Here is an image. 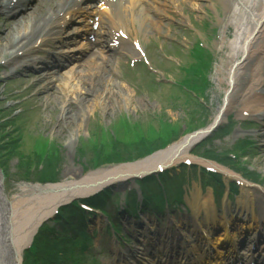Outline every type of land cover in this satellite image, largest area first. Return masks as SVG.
I'll use <instances>...</instances> for the list:
<instances>
[{
	"label": "rangeland",
	"instance_id": "374dc122",
	"mask_svg": "<svg viewBox=\"0 0 264 264\" xmlns=\"http://www.w3.org/2000/svg\"><path fill=\"white\" fill-rule=\"evenodd\" d=\"M200 1L203 3V11L194 12L193 15L188 14L185 9L183 13L175 12L171 7L156 2V4L160 3L157 5L159 9L167 7V10L161 13L164 17L161 22H158V26L161 25L160 29L154 31V26L150 21L145 22L153 29V32L147 39L143 38V45L146 46L149 58L150 55L155 57L154 63L150 60L149 65L145 66L141 61L131 67L127 61L132 53L126 52L123 60L115 62L105 70V73L106 75L112 74L113 79H118L121 83L128 85L130 100L122 98V92L117 90L112 97L108 96V101H105L106 108L97 106L94 112L89 113L85 119L74 116L76 113H71L70 116L73 117L67 120L61 119L59 114L63 105L61 92L55 87L57 85L52 84L54 82L52 79L56 77L50 75V78L47 75L48 78H40L34 70L19 69L16 71L13 66L18 64L12 61L5 63L4 60L7 57L0 60V125L2 124L0 127V135H2L0 137V218H2L0 219V264H14L13 244L9 243V231L11 230L6 228L7 218L3 221V217L8 216L9 203L7 200L17 189L18 181L41 183L48 180L50 176L58 182L68 177L79 179L100 168L115 165V163L106 164L107 161L103 160L114 157L119 150L127 157H132V154L135 157L143 138L152 141L157 133L169 135L175 130V132H181L178 136L180 139L184 137L183 134L195 131L197 128L194 129V127H202L213 116L216 108L223 101L225 86V82L218 84L215 81V68L219 63V56H223L227 50L226 47L218 49L215 44L221 37L224 21L220 22L218 19L211 0ZM147 5L150 6V4ZM43 9L44 4L38 7L40 11ZM148 10L149 8L145 12ZM23 15L13 19L0 16V34H3L1 39H6L9 35L13 36L25 26L22 20L29 17ZM227 33L230 36V30ZM206 34L208 36H205ZM198 42L204 44V47L207 45L208 47H205L207 51L202 52L199 49L196 55H193ZM48 43L52 42L47 41L43 48L48 49ZM37 51L34 50L32 55H36ZM2 57L3 54H0V58ZM153 66L158 68L156 73L151 70ZM124 87L122 84L120 89L124 90ZM237 108L238 106L225 118L222 131L218 132L221 129L218 128L208 137L210 139L201 140L197 145L193 144L190 152H194L198 146H206L208 150L215 149L220 157L223 154L229 156L230 152L236 153L232 146L244 138L242 148L248 151L247 154L237 155L241 158V162L235 158L237 165L242 164L243 167H248L255 180L264 182V135L262 136L264 119L256 117L254 120L256 127L248 129L245 122H240L245 117H239L240 109ZM80 119L83 126L77 128L76 124H80ZM249 119L250 117L247 118ZM72 120L75 122L72 123ZM230 122L232 123L228 124ZM4 132H8V136H5ZM73 135L75 139L69 141ZM29 136L33 138L31 142L34 144L30 142ZM6 137L8 139H5ZM160 142L159 140L154 142L153 146H157ZM107 145L114 148L109 153L105 152ZM117 147L119 148L116 151ZM33 152H43L39 155L42 157L57 153L59 154V159L56 160L58 163L48 164L50 172H39L35 170V166L41 169V164L35 163L41 160L36 157L37 155L32 156ZM143 154L142 152L139 155V159ZM129 159H125L122 163H128ZM135 159L138 160V158ZM19 163L26 167H19ZM166 175L171 177L172 174ZM177 177L180 178L179 176L171 178L178 179ZM194 181L198 183L196 178ZM189 183L191 185L190 181ZM103 187L105 186L98 190ZM151 188V193H158L155 184ZM108 190L111 192L110 196L95 198V194H92L90 198L91 196L93 198L89 202L95 207L108 210L109 217L107 218L116 223L114 226L119 230L118 234L122 236V240L118 243L119 248L122 250L127 245L129 248L140 245L142 243L140 239H154L155 234L147 230L146 223L150 226L154 225L150 219H144L146 221L140 223L139 219H136L138 213L136 215L118 213V205L120 201L123 202L121 191L124 187H111ZM183 196L185 195H182V199ZM72 200L75 199L72 198ZM113 200L119 201L118 204L112 203ZM169 200L172 204L169 212L179 217L178 212L175 214L173 211L182 208L180 202L173 201L171 198ZM63 203L58 204V207L60 205L62 207ZM157 203L162 211L160 213L150 212V218L154 216L159 226H165L168 211L164 209L163 201H157ZM55 210L53 209L52 212ZM85 213L88 215L85 219L70 218L71 222H75L70 235L73 238L82 239L81 244L78 245L77 242L73 244L70 240L64 243L55 241L56 244H53L55 247L47 244L45 230L54 228L55 225L57 227L56 218L49 216L37 228L40 234L36 232L29 244H23L20 264H30V262L33 264L35 261L38 264H73V259L68 258L74 257V254L70 253V246H79L76 248V260L81 261V264H114L117 245L114 243L110 228H105L106 218L99 212L97 213V210L95 214ZM143 215L148 216L146 212ZM79 216L74 215V217ZM127 221L131 223L134 221L137 224L134 227L135 232H130ZM159 226V231H165ZM126 233L130 234L133 239H128ZM30 243L32 249L35 245L37 255L32 256L26 253L25 249Z\"/></svg>",
	"mask_w": 264,
	"mask_h": 264
},
{
	"label": "bare ground",
	"instance_id": "6f19581e",
	"mask_svg": "<svg viewBox=\"0 0 264 264\" xmlns=\"http://www.w3.org/2000/svg\"><path fill=\"white\" fill-rule=\"evenodd\" d=\"M5 1L7 4H5ZM18 1L19 0H0V16H8L12 13L13 9L23 5L24 0L19 1V4ZM55 1L56 3L50 4L45 12L40 13L41 15H33L32 18L23 19L22 21L25 26L23 28L21 27L22 29H20L19 32L13 36L9 35L6 39H1L3 34H0V54H3V57L0 58V60L7 57V59L4 60L5 63H9V61L18 63L19 65L21 63L23 68L32 61L29 57L36 49L37 43L40 44L45 39L49 38L52 31H55L53 35H57V26L54 20L63 9V1ZM127 1L129 0H126L123 4L118 5L115 9L120 11L122 16L127 14H130L131 16L125 18L124 24L123 21L117 19L115 14L111 12L109 15L110 34L116 27H126V30L129 31L127 27L130 25V28L132 26H136L138 29L139 26L143 27V24L146 22L145 18L151 19V17L147 15H140V17H138V14L141 13L134 12L135 10L132 6L128 10L122 11V9L126 7L125 3ZM155 1L159 2L157 0ZM165 1L169 3V7H171L173 11L180 10L181 13H183V9H185L188 14L192 15L194 12L203 11V3H201L200 0H160V2ZM211 3L214 4L217 17L220 22L224 21L221 37L215 43L216 47L218 49L226 47L227 50L223 56H219V63L215 68L216 83L220 84L221 82H225V86L223 88V101L216 108L213 116L207 121L209 123L207 124L206 122L200 128H198V126L194 127V129L197 128L194 132H189L180 139H174L173 141L175 142L171 143L170 146L158 150L155 154L145 152L140 159L139 155L135 157H133V155H131L132 157L123 155L124 152L120 150L117 151L119 148L117 147V154L114 155L115 158L106 162V164L111 165L115 163V165H111L103 169L100 168V170L88 173L79 179H70L68 177L64 179V181L58 182L52 178L53 176L49 175L50 177L48 180L41 183H30L25 180L18 181L16 187L17 189L7 200L9 203L8 216L3 217V221L4 218H7L6 228L11 230V232L9 231V243L11 242V244H13L14 264L21 263L20 260L23 244H29V242L32 241L39 225L49 216L56 218L58 223H60L57 224V227H55V225L54 228L45 230V241L47 244L52 245L51 247H55V239L62 236L60 226L66 224L68 229L72 230V226L75 222L70 221L71 217L85 219V216L87 215L85 212L87 210L84 205H90L92 207V204L89 201L93 198V196L90 198V195L95 194V198H106L111 194L108 190L109 188H119L122 186L125 190L121 191L123 193L124 200L128 201L126 195L128 192L134 191V194L131 197L133 201H138L143 197L144 188L148 189V185L151 188L153 184L161 185L172 181V178L166 174L154 173L156 166L170 168V166L175 165V167H177V164L185 157L192 159L193 161L200 162L205 166L217 167L226 175H233L239 182L242 183V185L237 186L241 188L239 194L238 192L234 194L235 202L227 200V196L224 194L222 197L223 199L221 198L222 202L220 201V205H218L222 209L221 215L216 216L214 201L218 200L209 194L210 190H208L206 194H201V188L197 185L196 181L192 180L191 185H184L186 183V180H184L182 183L184 185L183 187H186V189L188 187V190L184 194V204L191 208L190 213L193 214L192 217L189 218V216H186V212L183 211V216L178 217L177 221L180 226H183L184 223L185 225L188 224V230L193 228L201 230L211 227L209 229L214 232L209 231L213 233L214 236L217 235L216 239L223 237L227 240H231L234 238L235 234H238V232L235 230V227L230 224L231 217L227 216V213L224 212H228V210H231L232 212H234V210H243L246 212V215L250 216L248 227L252 225V222H256L259 225L264 223V185L253 182L252 179L245 178L242 174L235 173L234 171L227 169V166L225 165H228V163L211 158L216 155L215 151H208L210 154H207L205 150L202 152H190V148L193 144L197 145L201 140L203 141L211 136L212 132L216 131L218 128H223L222 125L224 124L225 118L231 111L236 110L237 106L240 109L239 117L256 116L258 118H264V0H211ZM73 10L74 8L71 7V11ZM154 14H156V11H154ZM152 17L155 18H153V21H150V23L154 26V31H156V29H160L161 25L158 26V17H156V15H152ZM44 28L50 29L47 32ZM144 29L141 30L142 37H146L145 33L147 31L153 30L149 29V27ZM229 30L230 36L227 33ZM205 36H208V34ZM9 37L11 39H8ZM3 44L4 46H2ZM124 44L125 41H123V45ZM126 46L130 48L129 45L126 44ZM130 50L133 51L134 48L131 46ZM133 53L135 54L136 52ZM90 54L91 55L87 57V60H89L92 65L84 67L86 69L82 68L78 71H72V69H69L67 70L66 75L62 74L59 76L57 73H50V75L54 77L58 76L52 84L57 85L55 87L61 92L63 105L61 106L59 114L62 120H67L68 118L73 117L70 116L71 113H76L74 116L85 119L89 113L94 112V109L97 106L106 108L105 101H108V96L112 97L117 90L122 92V98L127 100H130L129 97L131 98V95H129L128 85L121 83L118 79H113L112 74L106 75L102 67L95 66L100 63L97 58H102L104 60V56L92 53ZM106 60L107 59H105V61ZM33 61L36 62L37 60L34 59ZM64 64L65 63L62 65ZM72 65L80 64L73 63ZM62 69H64V67L60 70ZM45 71L46 70L44 69L37 71L40 78L50 77L49 75L47 77V74L44 75ZM96 79H98V81H96ZM122 84L125 86L123 88L124 90L120 89ZM52 86L54 87V85ZM89 96L91 98H89ZM116 103L118 104L119 101ZM75 106L77 107L75 108ZM81 119L79 121H81ZM73 120L72 123L75 122ZM250 124L254 126L252 122H250ZM1 126L2 124L0 127ZM76 126L77 128L82 127V121L80 124H76ZM263 135L264 134H262V136ZM103 136H105V133H103ZM29 138H31V136H29ZM32 139L33 138L29 139L30 142ZM73 139H75L74 135L69 139V141H73ZM43 140L46 141V139ZM31 143L34 144V142ZM196 148L200 149L199 146ZM113 149L114 148H111L108 145L105 146L106 153L111 152ZM56 150H58V148ZM42 153L43 152L32 153V156L37 155L36 157L41 160L39 163H35L41 164V169H38L35 166V170L39 172H50L48 164L54 162L58 163L56 160L59 159V154H49L48 156L43 157L39 156L42 155ZM135 158H138V160ZM125 159H129L128 163H122ZM187 166L193 169L191 165ZM239 166L242 167L243 165L240 164ZM19 167L26 166L19 163ZM232 169L236 168L233 166ZM166 176L168 178H166ZM173 180L175 181L176 179ZM102 186L105 187L98 190ZM233 189L236 188L233 187ZM85 196L87 198H84ZM72 198L75 200H72ZM60 203H63L62 207L61 205L58 207V204ZM146 203L147 202H145V204ZM124 205L127 206L128 202L124 203ZM146 208L147 205L145 209ZM253 208L254 211L256 210V212H258V216L262 219L254 216ZM53 209L56 210L52 212ZM200 211H202V217L201 220H198ZM80 213L81 216H79ZM99 214L102 215L103 213L99 212ZM74 215H78L79 217H74ZM105 218L107 220L105 222V227H108V221H110V219L107 217ZM142 218L148 219L146 215L141 214L139 220ZM167 220L168 222L176 224L173 221L175 220L173 216L168 215ZM234 224L240 228L236 219L234 220ZM110 229L113 230V238H116L117 235L114 228ZM162 234L168 235L169 233L165 232ZM173 238H177V236ZM60 239L62 243L68 240L66 234ZM176 244L177 240L170 239L167 245L170 248H173ZM143 248V250H145L149 247ZM129 250L131 249H128V251ZM143 250H134V254L131 251V255H127V258L125 257L124 259L117 258L120 260L119 264L142 263L139 262V258L140 256H143ZM118 251H120L119 248ZM147 259L148 258H145L144 260ZM134 261H137L138 263H134Z\"/></svg>",
	"mask_w": 264,
	"mask_h": 264
},
{
	"label": "trees",
	"instance_id": "16d2710c",
	"mask_svg": "<svg viewBox=\"0 0 264 264\" xmlns=\"http://www.w3.org/2000/svg\"><path fill=\"white\" fill-rule=\"evenodd\" d=\"M5 133V132H4ZM181 132H178V131H176L175 132V130H173L172 132H170L169 133V135H167V134H163V133H157V135L155 136V138L151 141V140H148V139H146V138H143V140H142V144H141V146H140V148H138V150H136V156L137 155H140L142 152L143 153H145V152H150L151 150H153V149H155V148H157L158 146H160V145H165V144H167L168 142H170V141H172V140H174L175 138H177L178 136H179V134H180ZM2 135H0V137H1ZM5 136H8V132L7 133H5ZM161 136V137H160ZM5 139H8V137H6ZM161 141L160 143H157V146H153V144H154V142H157V141ZM196 152H198L197 150H196ZM133 155V154H132ZM115 157H110V158H106V159H104L103 161H108V160H113ZM164 186H165V188H171V185H170V183L168 184V183H165L164 184ZM56 224H60V223H58V220L56 219ZM61 228H60V231L62 232V236L63 235H65L66 234V236H67V238H68V240H70L73 244L74 243H76V241H77V238H73V236L72 235H70V232L72 231V230H70V229H68V227L66 226V224H64V225H62V226H60ZM73 227V226H72ZM65 232V233H64ZM40 234V233H39ZM61 236V237H62ZM61 237H59L58 239H55V241H59V242H62L61 241ZM78 244H80V242H78ZM76 247H78V246H70L69 247V250H70V253H71V255L72 254H74V257L72 258V257H68V258H70V259H73V264H81V261H79V260H76V255H77V253H76ZM32 251V252H31ZM31 251L30 250H26V253L27 254H29V255H34L35 253H36V248H35V245L33 246V249H31ZM34 252V253H33ZM25 253V254H26ZM32 253V254H31ZM39 254V253H38ZM35 255H37V254H35ZM28 260V259H27ZM32 262H30V264H31ZM33 264H38V262L37 261H35V262H33Z\"/></svg>",
	"mask_w": 264,
	"mask_h": 264
}]
</instances>
